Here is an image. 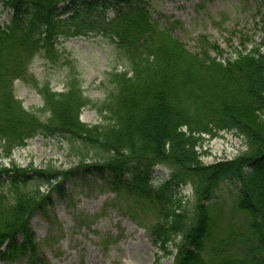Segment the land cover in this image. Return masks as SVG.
Segmentation results:
<instances>
[{"label":"trees","instance_id":"obj_1","mask_svg":"<svg viewBox=\"0 0 264 264\" xmlns=\"http://www.w3.org/2000/svg\"><path fill=\"white\" fill-rule=\"evenodd\" d=\"M0 4L11 13L0 25V187H8L0 192V261L35 258L30 220L73 176L72 170L51 165L32 172L2 163L15 148L42 137L65 140L75 170L108 174L112 193L140 204L139 214L151 210L150 238L163 256H173L172 264H264V55L259 49L220 61L218 47L199 41L198 53H189L169 31L156 28L148 0ZM88 34L112 41L126 57L121 71L106 73L112 89L97 107L74 75L57 93L29 73L33 58L47 54L58 39ZM27 78L43 102L37 113L26 111L15 97L14 83ZM90 107L97 108L99 124L81 122ZM225 131L241 138L245 150L230 161L204 165L198 151L204 138ZM157 166L169 177L154 186ZM224 182L239 186L234 207L247 218L248 238L233 230L223 238L214 233L209 204ZM186 187L193 193L191 205L179 192ZM135 212L128 211L132 221Z\"/></svg>","mask_w":264,"mask_h":264},{"label":"rangeland","instance_id":"obj_2","mask_svg":"<svg viewBox=\"0 0 264 264\" xmlns=\"http://www.w3.org/2000/svg\"><path fill=\"white\" fill-rule=\"evenodd\" d=\"M148 12L156 28L169 31L189 53H198L199 41H205V47L216 46L223 52L220 61L254 47L264 55V0H148ZM10 14L0 4V25L8 23ZM107 16H112L111 10ZM210 56L215 57V53L210 51ZM125 62L126 57L112 41L88 34L58 39L47 54L42 51L33 58L29 73L36 83H49L57 93L74 75L84 97L97 107L112 89L106 73L113 68L121 71ZM35 87L28 78L14 83L16 99L33 113L43 108ZM80 120L93 126L101 122V116L97 108L90 107L82 112ZM204 139L198 151L206 166L230 161L245 150L233 131ZM69 147L65 140L36 137L27 141L25 147L15 148L10 159L3 160L6 167L12 164L19 170L43 171L51 165L59 171L72 170L73 176L63 181L61 194L52 193L49 205L30 220L35 258L26 254L20 262L0 264H172L173 256H163L147 230L154 213L144 208L145 212L139 214L140 204L112 193L106 186L110 181L108 174L85 175L75 170L79 168L69 156ZM168 174L167 170L156 168L154 183ZM7 188L4 183L0 192L7 193ZM238 189L232 182L220 184L209 204L218 238L230 230L249 237L245 235L247 218L234 207ZM179 192L190 205L194 202L189 187ZM7 195L11 200V195ZM130 210L136 211L135 221L130 218ZM26 252L30 253V249Z\"/></svg>","mask_w":264,"mask_h":264}]
</instances>
